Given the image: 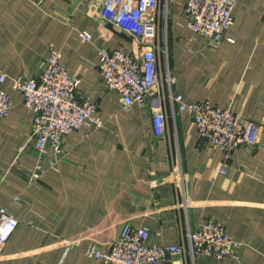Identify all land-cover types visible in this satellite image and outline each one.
I'll return each instance as SVG.
<instances>
[{"label": "crops", "instance_id": "0c3cea01", "mask_svg": "<svg viewBox=\"0 0 264 264\" xmlns=\"http://www.w3.org/2000/svg\"><path fill=\"white\" fill-rule=\"evenodd\" d=\"M235 1L233 27L211 47L189 27L186 0H160L158 67L164 75L168 67L174 82L160 84L166 133L156 138L148 103L125 109L119 93L105 89L100 49L137 46L102 17L103 0H0V88L12 100L0 118V208L19 220L0 264H104L87 246L107 249L126 223L147 227L150 244L187 249L188 232L208 219L238 241V257L200 255L198 264H264V0ZM52 46L80 76L104 125L65 136L62 153L48 149L44 173L32 178L39 162L33 112L13 82L35 75ZM171 93L260 123L259 143L233 150L222 173L223 153L200 142Z\"/></svg>", "mask_w": 264, "mask_h": 264}, {"label": "built area", "instance_id": "2783aa9c", "mask_svg": "<svg viewBox=\"0 0 264 264\" xmlns=\"http://www.w3.org/2000/svg\"><path fill=\"white\" fill-rule=\"evenodd\" d=\"M87 1L92 3L94 0ZM159 4L160 0H103L102 17L132 37L137 50L128 53L120 47H103L100 49L99 64L105 89L118 92L125 109L131 108L134 103L149 104L156 138L166 133L156 40L155 14ZM235 4V0H186L187 23L195 33L206 38L208 46L218 47L226 39L225 32L234 25ZM82 37L84 40L91 39L86 32L82 33ZM61 57V51L52 46L50 55L37 63L35 75L18 77L13 82L14 88L23 93L25 105L33 112L32 139L39 162L32 178L44 173L46 167L43 160L48 149L57 155L62 153L65 136L83 125L95 129L104 125L96 114L97 105L80 91V76L70 74L61 63ZM5 79L6 76L2 75L0 81ZM164 82H174L168 67ZM171 101L173 108L178 105L191 114L200 142L223 153L222 173H227V160L233 150L253 147L260 141L262 125L249 118L238 117L230 109L214 106L210 101L184 103L181 96L174 93H171ZM11 106L10 95L0 88V118L9 115ZM56 164L50 161L49 167L55 168ZM18 225L19 220L1 207L0 248ZM149 238L147 227L126 223L107 249L101 250L90 244L86 252L104 264H198L197 257L200 255L218 259L238 257V241L215 219H208L188 232L187 249L180 244H150Z\"/></svg>", "mask_w": 264, "mask_h": 264}, {"label": "water", "instance_id": "95a60500", "mask_svg": "<svg viewBox=\"0 0 264 264\" xmlns=\"http://www.w3.org/2000/svg\"><path fill=\"white\" fill-rule=\"evenodd\" d=\"M160 52V51H159ZM161 56H160V53L158 54V59H159V63H161V58H160ZM160 78H161V81H163V83H165L164 82V72L161 70L160 71Z\"/></svg>", "mask_w": 264, "mask_h": 264}, {"label": "trees", "instance_id": "16d2710c", "mask_svg": "<svg viewBox=\"0 0 264 264\" xmlns=\"http://www.w3.org/2000/svg\"><path fill=\"white\" fill-rule=\"evenodd\" d=\"M213 105V104H212Z\"/></svg>", "mask_w": 264, "mask_h": 264}]
</instances>
